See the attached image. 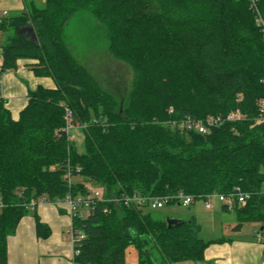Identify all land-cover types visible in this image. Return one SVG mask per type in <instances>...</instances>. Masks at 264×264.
Wrapping results in <instances>:
<instances>
[{
  "label": "trees",
  "instance_id": "16d2710c",
  "mask_svg": "<svg viewBox=\"0 0 264 264\" xmlns=\"http://www.w3.org/2000/svg\"><path fill=\"white\" fill-rule=\"evenodd\" d=\"M43 1L0 18L1 74L26 59L55 82L30 90L17 119L0 91V264H8L9 237L32 200L76 197L88 185L103 190V201L73 219L86 234L77 264H127L130 248L139 264L204 263L206 249L224 238L206 241L195 219L169 227L143 208L155 198L177 203L180 193L195 202L239 188L249 198L233 208L234 229L255 223L264 240V123H254L264 97V29L251 1ZM258 6L264 16V0ZM83 10L105 27L113 58L133 69L127 93L103 86L69 46L65 28ZM28 23L39 42L20 33ZM236 107L247 119L210 133L177 126ZM67 109L84 129V154L67 131Z\"/></svg>",
  "mask_w": 264,
  "mask_h": 264
},
{
  "label": "crops",
  "instance_id": "0c3cea01",
  "mask_svg": "<svg viewBox=\"0 0 264 264\" xmlns=\"http://www.w3.org/2000/svg\"><path fill=\"white\" fill-rule=\"evenodd\" d=\"M31 1L0 0V15H19ZM5 40L6 36L0 35V91L12 116L17 119L28 104L30 90L39 86L54 88L55 82L51 77L38 76L30 66L32 62L26 59L19 60L16 70L1 74ZM74 128L83 129L81 126ZM69 134L72 138L71 129ZM86 211L82 212L84 217L89 214ZM72 224L71 209L66 203H39L21 219L15 234L9 237L8 264H74V247L65 237ZM256 230L248 237H222L223 241L210 244L202 264H260L264 242L255 235Z\"/></svg>",
  "mask_w": 264,
  "mask_h": 264
},
{
  "label": "rangeland",
  "instance_id": "374dc122",
  "mask_svg": "<svg viewBox=\"0 0 264 264\" xmlns=\"http://www.w3.org/2000/svg\"><path fill=\"white\" fill-rule=\"evenodd\" d=\"M35 1L40 6L44 5L43 0ZM65 38L79 62L95 75L103 86L115 93L125 94L129 91L133 84L134 71L110 54L107 49L106 29L89 11L83 10L70 20L65 28ZM74 127L71 128L73 136L71 139L78 153L84 154L86 151L84 129ZM211 200L213 206L210 210L205 207V199L196 200L187 207L173 203L162 208H152L150 204H145L143 208L157 218L171 217L186 221L195 219L200 226L199 234L206 241L222 237L232 239L238 235L248 237L258 227L255 223H245L240 231L235 230L234 227L238 224L236 211L224 210V203L219 200L218 195L212 196ZM82 212L87 213L86 210ZM67 235L68 233H65L66 239L72 243ZM127 264H139L133 248L127 251Z\"/></svg>",
  "mask_w": 264,
  "mask_h": 264
},
{
  "label": "built area",
  "instance_id": "2783aa9c",
  "mask_svg": "<svg viewBox=\"0 0 264 264\" xmlns=\"http://www.w3.org/2000/svg\"><path fill=\"white\" fill-rule=\"evenodd\" d=\"M252 8L256 12L257 19L256 22L259 26H261L264 29V16L262 12L259 9L258 2L259 0H250ZM4 15H0V18ZM264 83V81H263ZM242 100V97L238 99V102ZM257 115L254 118V123L263 124L264 123V97H261L257 100ZM66 120H67V131L74 126L72 125V117H73V111L70 109L66 110ZM173 110L171 109V112ZM247 114H245L240 107H236L232 109L230 112H228L225 115H210L204 119H196V118H186L182 120L181 122L177 123V126L182 129H187L189 131H195L198 133H210L212 129L219 127L225 123H236L240 121H244L247 119ZM214 195H218L219 200L224 203V205L228 206L230 209L235 208L236 206L244 205L247 202V199L249 198V195L247 193H243L239 188L235 189V191L229 193V194H216L213 193L209 195L205 201V207L206 209L210 210L212 209L213 202L211 200V197ZM175 198V197H174ZM177 203L182 206H190L194 202V198L190 195H186L184 193H180L176 197ZM137 200V203L140 205H144L146 203L145 200L141 198H135ZM170 197L165 198H155L148 201V204L152 206V208H162L166 204L170 202ZM103 201V191L98 188L94 189H88V191L79 196H72L71 194H68L64 199H58L55 201L56 203H66L70 209H71V215L74 218L80 216L84 217L82 211L88 210L91 211L94 209V207L99 203ZM44 202H51L46 197H42L39 200H32L30 204V208H35L39 203ZM4 207V203L2 200V197L0 196V211ZM107 209H105L106 211ZM255 235L261 239H263V236L260 232H256ZM86 236L85 232L76 227L74 225V222L68 232V237L71 239L73 247H74V255L79 253V243L82 239H84ZM264 242V240H263ZM74 264H77L74 261ZM260 264H264V252H263V259Z\"/></svg>",
  "mask_w": 264,
  "mask_h": 264
},
{
  "label": "water",
  "instance_id": "95a60500",
  "mask_svg": "<svg viewBox=\"0 0 264 264\" xmlns=\"http://www.w3.org/2000/svg\"><path fill=\"white\" fill-rule=\"evenodd\" d=\"M20 33L25 34V36L27 38H30L31 40H33L35 42H39L37 34L35 32V28L33 27V25L31 23H28L25 27H23L20 30ZM166 221H167L169 227H177V226H180L182 224V220L176 219V218H171V217H168L166 219Z\"/></svg>",
  "mask_w": 264,
  "mask_h": 264
}]
</instances>
